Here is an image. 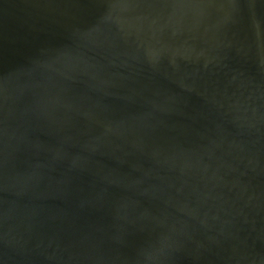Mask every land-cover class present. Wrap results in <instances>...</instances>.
Instances as JSON below:
<instances>
[{
  "label": "water",
  "instance_id": "obj_1",
  "mask_svg": "<svg viewBox=\"0 0 264 264\" xmlns=\"http://www.w3.org/2000/svg\"><path fill=\"white\" fill-rule=\"evenodd\" d=\"M0 264H264V0H0Z\"/></svg>",
  "mask_w": 264,
  "mask_h": 264
}]
</instances>
